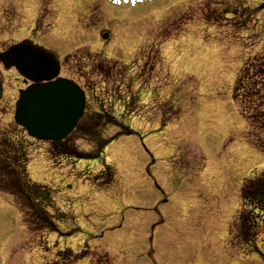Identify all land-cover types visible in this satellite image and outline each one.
Returning <instances> with one entry per match:
<instances>
[{
  "label": "rangeland",
  "instance_id": "374dc122",
  "mask_svg": "<svg viewBox=\"0 0 264 264\" xmlns=\"http://www.w3.org/2000/svg\"><path fill=\"white\" fill-rule=\"evenodd\" d=\"M110 1L0 0L1 49L32 33L58 53L60 76L84 88L86 108H114L120 121L118 100L137 109L122 120L129 135L99 132L114 138L100 157L77 134L57 148L25 142L30 180L52 190L57 231L30 233L0 193V264H150L149 248L155 264H264V216L240 198L242 181L264 172V152L233 91L239 73L263 69L264 0ZM15 11L14 23L1 18ZM94 55L126 67L108 74ZM0 77L2 130L14 124L23 83L2 65ZM247 216L248 247L239 235Z\"/></svg>",
  "mask_w": 264,
  "mask_h": 264
},
{
  "label": "trees",
  "instance_id": "16d2710c",
  "mask_svg": "<svg viewBox=\"0 0 264 264\" xmlns=\"http://www.w3.org/2000/svg\"><path fill=\"white\" fill-rule=\"evenodd\" d=\"M261 58L264 57L262 56ZM260 58V59H261ZM264 61H259V66ZM258 66V68H259ZM253 76L240 77L235 80L234 92L237 96L241 116L250 133V140L255 149L264 152V65ZM249 79V80H248ZM235 93L233 100H235ZM235 101V103H236ZM106 119L107 121H103ZM259 123L258 130L253 128ZM113 123L107 116L89 113L78 128V137L94 139L104 124ZM130 134L129 131H126ZM24 132L12 125L0 130V192L10 196L16 209L21 214L27 229L31 232L55 231L47 208H52L51 191L41 185L32 183L26 173L28 157L25 148ZM63 145V144H59ZM241 200L244 206L264 212V172L243 182Z\"/></svg>",
  "mask_w": 264,
  "mask_h": 264
},
{
  "label": "water",
  "instance_id": "95a60500",
  "mask_svg": "<svg viewBox=\"0 0 264 264\" xmlns=\"http://www.w3.org/2000/svg\"><path fill=\"white\" fill-rule=\"evenodd\" d=\"M0 61L33 83L15 105V123L37 140L63 139L81 115L84 101L73 83L60 79L52 82L59 73L56 55L24 41L0 54Z\"/></svg>",
  "mask_w": 264,
  "mask_h": 264
},
{
  "label": "flooded vegetation",
  "instance_id": "af4514ba",
  "mask_svg": "<svg viewBox=\"0 0 264 264\" xmlns=\"http://www.w3.org/2000/svg\"><path fill=\"white\" fill-rule=\"evenodd\" d=\"M28 6H32L31 4L30 5H28ZM27 7V6H26ZM26 7H25V9H26ZM34 11H35V9H33V8H31V10H29V11H27V15H34ZM21 14V13H20ZM18 12H12L11 13V16H9V15H4V17H1V18H5V19H7L8 18V22H10V23H14L16 20H19L18 18H20V15ZM34 17V16H33ZM4 20L2 19V24H4ZM34 26H35V23H34ZM33 30H35V28H33ZM19 36H17V38H18ZM26 39H28V40H32L34 43H36V41H35V39H34V37H33V34L31 33V34H29V35H27V36H24L23 38H21V39H19V40H16L14 43H12L11 45H13V44H16V43H18V42H21L22 40H26ZM2 42H3V40H2ZM10 45V46H11ZM9 47V46H8ZM5 49V47H2V49L0 48V52L1 51H3ZM23 82V84H26V82L23 80L22 81ZM149 251H150V253H148L147 254V256L148 257H150V255H152V249L151 248H149L148 249Z\"/></svg>",
  "mask_w": 264,
  "mask_h": 264
},
{
  "label": "bare ground",
  "instance_id": "6f19581e",
  "mask_svg": "<svg viewBox=\"0 0 264 264\" xmlns=\"http://www.w3.org/2000/svg\"><path fill=\"white\" fill-rule=\"evenodd\" d=\"M196 203H194L193 201H187L186 203H184V206L185 207H189V206H194ZM231 205V204H230ZM228 209H230V206L228 205L227 207H224V208H222V210H228Z\"/></svg>",
  "mask_w": 264,
  "mask_h": 264
}]
</instances>
